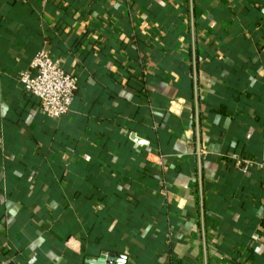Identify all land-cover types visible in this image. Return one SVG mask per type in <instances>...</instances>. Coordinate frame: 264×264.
<instances>
[{
  "label": "crops",
  "instance_id": "obj_1",
  "mask_svg": "<svg viewBox=\"0 0 264 264\" xmlns=\"http://www.w3.org/2000/svg\"><path fill=\"white\" fill-rule=\"evenodd\" d=\"M78 77L47 117L20 72ZM264 0H0V262L264 264ZM116 264V263H114Z\"/></svg>",
  "mask_w": 264,
  "mask_h": 264
},
{
  "label": "built area",
  "instance_id": "obj_2",
  "mask_svg": "<svg viewBox=\"0 0 264 264\" xmlns=\"http://www.w3.org/2000/svg\"><path fill=\"white\" fill-rule=\"evenodd\" d=\"M19 81L26 91L39 98L42 111L52 119L62 118L71 111L79 87L78 77L45 48L35 55L29 67L20 72ZM241 162V169L245 172L253 164L264 171V159L256 162L244 158Z\"/></svg>",
  "mask_w": 264,
  "mask_h": 264
},
{
  "label": "water",
  "instance_id": "obj_3",
  "mask_svg": "<svg viewBox=\"0 0 264 264\" xmlns=\"http://www.w3.org/2000/svg\"><path fill=\"white\" fill-rule=\"evenodd\" d=\"M92 264H121L125 260L122 256L115 255L113 252H104L98 258L90 260Z\"/></svg>",
  "mask_w": 264,
  "mask_h": 264
}]
</instances>
